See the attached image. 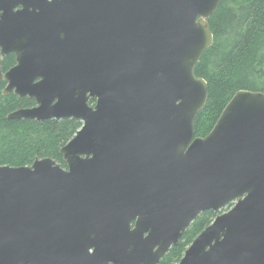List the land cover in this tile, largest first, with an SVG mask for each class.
Segmentation results:
<instances>
[{"label": "water", "instance_id": "95a60500", "mask_svg": "<svg viewBox=\"0 0 264 264\" xmlns=\"http://www.w3.org/2000/svg\"><path fill=\"white\" fill-rule=\"evenodd\" d=\"M220 1L0 0L1 94L36 104L9 118L82 124L65 169L0 167V264H158L206 211L177 264H264V94L194 136Z\"/></svg>", "mask_w": 264, "mask_h": 264}, {"label": "trees", "instance_id": "16d2710c", "mask_svg": "<svg viewBox=\"0 0 264 264\" xmlns=\"http://www.w3.org/2000/svg\"><path fill=\"white\" fill-rule=\"evenodd\" d=\"M213 44L201 56L195 77L207 84V100L196 115L194 136L204 138L213 129L223 109L239 91L264 94V0H221L208 20ZM15 66L9 55L1 63L4 74ZM0 82V167L31 166L36 159L49 158L66 168L60 150L75 136L82 124L75 119H10L20 109L35 107L28 98L3 96ZM89 106L94 104L90 99ZM212 211L201 213L158 264H177L185 251L215 219Z\"/></svg>", "mask_w": 264, "mask_h": 264}, {"label": "rangeland", "instance_id": "374dc122", "mask_svg": "<svg viewBox=\"0 0 264 264\" xmlns=\"http://www.w3.org/2000/svg\"><path fill=\"white\" fill-rule=\"evenodd\" d=\"M230 208H231V206H230V207H228V208H226V209H224V210H222V211H220V213H219V214H222V213H225V212L229 211V210H230Z\"/></svg>", "mask_w": 264, "mask_h": 264}, {"label": "flooded vegetation", "instance_id": "af4514ba", "mask_svg": "<svg viewBox=\"0 0 264 264\" xmlns=\"http://www.w3.org/2000/svg\"><path fill=\"white\" fill-rule=\"evenodd\" d=\"M9 55H12L13 57H14V55L13 54H9ZM9 55H7V56H9ZM7 56H5V57H7ZM5 57H3V59L5 58ZM2 62H3V60H2ZM14 62H15V57H14ZM16 63V62H15ZM5 84V83H4ZM6 85V84H5ZM35 106H36V104H35Z\"/></svg>", "mask_w": 264, "mask_h": 264}]
</instances>
